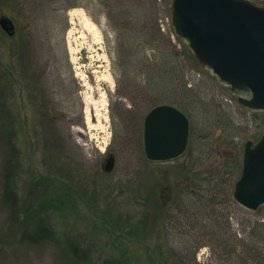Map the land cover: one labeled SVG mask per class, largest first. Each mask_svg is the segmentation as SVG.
<instances>
[{
	"label": "rangeland",
	"instance_id": "1",
	"mask_svg": "<svg viewBox=\"0 0 264 264\" xmlns=\"http://www.w3.org/2000/svg\"><path fill=\"white\" fill-rule=\"evenodd\" d=\"M170 5L0 0V16L16 26L13 37L0 27V92L12 135L10 147L0 140V264H164L160 250L175 249L186 264H241L227 261L232 237L241 251L261 231L264 208L241 207L233 183L246 143L264 133V112L239 105L199 66L174 33ZM160 105L191 123L186 154L169 163L144 153V120ZM155 177L173 202L160 194L148 201ZM44 189L64 204L42 212ZM207 201L204 215L213 206L219 213L223 248L195 225L197 203ZM107 210L130 226L113 227Z\"/></svg>",
	"mask_w": 264,
	"mask_h": 264
},
{
	"label": "water",
	"instance_id": "2",
	"mask_svg": "<svg viewBox=\"0 0 264 264\" xmlns=\"http://www.w3.org/2000/svg\"><path fill=\"white\" fill-rule=\"evenodd\" d=\"M171 25L175 35L194 55L200 67L227 87L239 105L264 112V6L248 0H171ZM0 27L15 36L14 21L0 16ZM191 123L174 106L153 108L144 120V153L151 163L182 158L189 147ZM109 158L106 172L114 169ZM234 200L255 212L264 208V133L247 142Z\"/></svg>",
	"mask_w": 264,
	"mask_h": 264
},
{
	"label": "trees",
	"instance_id": "3",
	"mask_svg": "<svg viewBox=\"0 0 264 264\" xmlns=\"http://www.w3.org/2000/svg\"><path fill=\"white\" fill-rule=\"evenodd\" d=\"M8 9H11V8L8 7ZM45 105L49 107L48 103H46ZM1 113H3L4 118L0 119V122H1L0 123V140L3 141L5 146L10 147L11 146L10 140L12 138L11 131H10L11 121H10V116L7 114V107L4 103V94L2 92H0V114ZM13 160H14V157H11V159H9L10 163L7 164L9 168L12 167ZM158 178L159 177L154 178L153 186L148 189V192H147L148 201L150 203H154V201L158 197L157 195L160 194L161 201L165 199V202L167 201L173 202V199L170 193L167 195L166 191L163 188H161V183H160V180L158 181ZM237 180L234 181L233 185L236 184ZM47 191L48 189H44L41 195L42 203H41L40 209L42 212L52 209V208L57 209V206H61L65 202V199L63 197L61 198L59 197L56 199L49 198ZM228 196H229L228 197L229 200L233 199V197H231L229 194ZM208 203L209 201H207L206 203H197L199 207V212H196V213L199 215L200 221L195 220V225L205 231V236H210L213 240H215L218 246L223 248V244H224L223 242L225 241V235L220 230V228H218L220 220L218 219L219 213H217L216 207L213 206V208H211L212 217L204 215L205 214L204 209L205 208L208 209V206H207ZM105 204H107V201H105ZM214 204H215V200L212 201V205ZM165 206L166 204L165 205L161 204L162 208ZM102 213H104V217L108 219L113 225V227L115 228H120V226L123 225L122 228H120L121 230H123L130 226V224H128V221H129L128 217L124 218L123 214H116L114 218L112 217V220H110L108 218V217H111L109 210H107L106 212L103 211ZM146 218L145 220H142L141 223H146ZM258 227L262 228L261 231L257 235H252L250 239H247V241L243 242L241 251H239L237 248L239 241L235 237H232V241H235V244L231 245V249L228 251L227 261H229L230 259H236V260H239L241 264H264V225L262 226L261 224H259ZM211 229L213 230L211 231ZM123 233L130 235L132 231H128V232L123 231ZM191 248H194V247H191ZM157 250L159 252V249ZM175 251L176 252L170 250L169 252L167 251L168 252L167 253L166 251L160 250V254H162L164 258V264H186V261L183 258H181V257H184L183 250L175 249ZM111 263L119 264L115 262H111ZM194 264H200V263L194 260Z\"/></svg>",
	"mask_w": 264,
	"mask_h": 264
}]
</instances>
